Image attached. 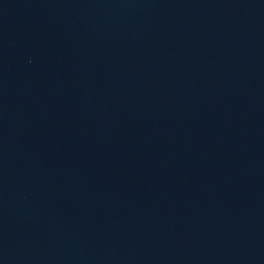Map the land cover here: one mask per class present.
I'll return each instance as SVG.
<instances>
[{
    "label": "water",
    "instance_id": "obj_1",
    "mask_svg": "<svg viewBox=\"0 0 264 264\" xmlns=\"http://www.w3.org/2000/svg\"><path fill=\"white\" fill-rule=\"evenodd\" d=\"M0 264H264V0H0Z\"/></svg>",
    "mask_w": 264,
    "mask_h": 264
}]
</instances>
